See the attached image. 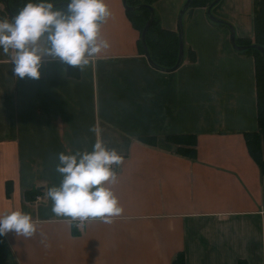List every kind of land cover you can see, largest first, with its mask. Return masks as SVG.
<instances>
[{"label": "crops", "instance_id": "obj_1", "mask_svg": "<svg viewBox=\"0 0 264 264\" xmlns=\"http://www.w3.org/2000/svg\"><path fill=\"white\" fill-rule=\"evenodd\" d=\"M184 1L153 5L169 32ZM106 3L111 46L82 71L45 56L38 79L19 78L0 53V213L22 210L38 226L30 238L0 236V264H171L179 253L184 264H264V173L243 135L257 127L251 56L194 7L182 16L194 59L153 67L123 0ZM252 5L219 0L211 12L249 37ZM97 139L124 157L112 185L122 214L55 216L46 189L60 180L57 154L90 151Z\"/></svg>", "mask_w": 264, "mask_h": 264}, {"label": "clouds", "instance_id": "obj_2", "mask_svg": "<svg viewBox=\"0 0 264 264\" xmlns=\"http://www.w3.org/2000/svg\"><path fill=\"white\" fill-rule=\"evenodd\" d=\"M111 15L106 0H26L14 15L0 17V53L9 56L12 72L19 78L38 79L45 56L82 71L110 48L101 30ZM123 159L102 139L90 151L58 153L55 171L60 180L46 189L51 212L72 221L111 223L123 212L112 188L117 183L113 166ZM37 229L29 213H0V236L11 231L30 238Z\"/></svg>", "mask_w": 264, "mask_h": 264}, {"label": "trees", "instance_id": "obj_3", "mask_svg": "<svg viewBox=\"0 0 264 264\" xmlns=\"http://www.w3.org/2000/svg\"><path fill=\"white\" fill-rule=\"evenodd\" d=\"M153 4L156 0H126L127 4H135L139 2ZM213 0H192L189 9L194 6L207 7ZM11 11L15 14L20 8L24 6L26 0H8ZM1 3V2H0ZM17 6L19 8L17 9ZM253 31L254 42L264 46V0H253ZM126 14L131 21V24L138 29H142L144 22L148 15L147 8H140L137 10H126ZM0 17H10L4 7L0 9ZM221 24V23H220ZM177 33L161 28L158 19L154 16L153 21L146 31V43L149 49V54L153 62L161 67H171L177 58L178 52V38ZM236 42L238 37H236ZM252 43L248 41L249 44ZM139 50L143 53L142 46L138 40ZM256 51L260 55V51L256 49L241 50L238 52ZM184 55L189 56L190 60L194 59V51L191 49H184ZM264 67L256 65L255 82L256 83V111H257V127L255 130L244 133V139L249 154L255 160L260 168V173H264ZM168 138V137H167ZM145 141L148 139L143 138ZM172 139V138H170ZM193 146V143L191 144ZM9 192V189H7ZM30 191V190H29ZM35 194L39 193V188L31 189ZM73 233L76 234V230ZM171 264H184L183 255L179 253L172 261Z\"/></svg>", "mask_w": 264, "mask_h": 264}, {"label": "water", "instance_id": "obj_4", "mask_svg": "<svg viewBox=\"0 0 264 264\" xmlns=\"http://www.w3.org/2000/svg\"><path fill=\"white\" fill-rule=\"evenodd\" d=\"M219 0H213L207 7H206V16L207 19H209V21L215 22V23H221V24H225L228 29H229V33H230V42H231V46L238 51L241 50H247L248 49H256L258 51H260V53H264V46L259 44V43H249V44H238L236 42V36H235V28L234 26L226 21L223 20L222 18L220 19L219 17L215 16L212 12H211V7H213ZM2 6L4 7L6 13L9 16L14 15V13L11 11L10 7H9V2L8 0H0ZM192 0H185L184 3L182 4V6L180 7L179 11H178V16H177V25H178V29H177V35H178V52H177V58L175 60V63L171 66V67H161L159 66L157 63L153 62V60L151 59L148 49H147V45H146V41H145V31L147 29V27L150 25L151 21L153 20V16H154V11L152 9L151 6L148 5V9H149V14H148V18L146 20V22H144V27L141 31V35H140V40H141V44L143 47V51L145 56L147 57V62H149L150 65H152L153 67L159 68V69H163V70H174L176 68H178L183 60H184V39H183V28H182V15L185 12L186 8H188L191 4ZM123 5L125 6L126 9L129 10H136L138 8H140L141 6H143L142 4H138V5H134V6H128L125 4V0H123Z\"/></svg>", "mask_w": 264, "mask_h": 264}, {"label": "rangeland", "instance_id": "obj_5", "mask_svg": "<svg viewBox=\"0 0 264 264\" xmlns=\"http://www.w3.org/2000/svg\"><path fill=\"white\" fill-rule=\"evenodd\" d=\"M0 7H2V4L0 3ZM19 8V6H17V9ZM253 17V15H252ZM215 23V22H213ZM218 25H221L219 23H215ZM237 39V38H236ZM254 32H252V36L249 37H239L237 40V43H247L248 41L250 42H254ZM185 49V47H183ZM242 54H245L247 56H251L253 63H254V75H255V70H256V65L259 64V67H264V55H260L259 53H257L256 51H247V52H243ZM264 70V69H263Z\"/></svg>", "mask_w": 264, "mask_h": 264}, {"label": "flooded vegetation", "instance_id": "obj_6", "mask_svg": "<svg viewBox=\"0 0 264 264\" xmlns=\"http://www.w3.org/2000/svg\"><path fill=\"white\" fill-rule=\"evenodd\" d=\"M156 1H158V0H156ZM155 1V2H156ZM155 2H153V4H147V3H144V2H139V3H135V4H131V5H129V4H127V2H126V0H125V4L126 5H128V6H134V5H138V4H142L143 6H141L140 8H147V10H148V14H149V9H148V5L149 6H151L152 7V9H153V5H154V3ZM192 3V2H191ZM191 5V4H190ZM125 7V6H124ZM194 7H200V6H194ZM194 7H192V8H194ZM140 8H138V9H140ZM192 8H186V10H185V12H189V11H191V9ZM126 10H129V9H126L125 8V12H126ZM137 10V9H136ZM131 11V10H130ZM153 11H154V9H153ZM184 14V13H183ZM126 16H127V14H126ZM154 16H155V14H154ZM154 16H153V18H154ZM183 16V15H182ZM147 18H148V15H147ZM147 18H146V20H147ZM127 19L129 20V22H130V24H131V21H130V19L128 18V16H127ZM183 19V18H182ZM146 20H145V22H146ZM153 21V20H152ZM151 21V22H152ZM159 22V21H158ZM145 24V23H144ZM151 24V23H150ZM160 25V24H159ZM131 26L135 29V30H137V32H138V37H137V44H138V40L140 41V44H141V40H140V35H141V31H142V29H143V27H144V25H143V27H142V29L139 31L138 29H136L132 24H131ZM161 26V25H160ZM149 27V26H148ZM148 27H147V29H148ZM161 28H163L162 26H161ZM182 28H183V26H182ZM147 29H146V31H147ZM163 29H165V28H163ZM177 29H178V25H177ZM146 31H145V35H146ZM176 33H177V31H175ZM178 34V33H177ZM176 34V35H177ZM144 35V36H145ZM146 37V36H145ZM177 38H178V35H177ZM184 39V38H183ZM145 41H146V38H145ZM146 45H147V43H146ZM141 46H142V44H141ZM142 49H143V47H142ZM147 49H148V46H147ZM148 52H149V49H148ZM142 53V52H141ZM143 53H144V51H143ZM150 55V54H149Z\"/></svg>", "mask_w": 264, "mask_h": 264}, {"label": "built area", "instance_id": "obj_7", "mask_svg": "<svg viewBox=\"0 0 264 264\" xmlns=\"http://www.w3.org/2000/svg\"><path fill=\"white\" fill-rule=\"evenodd\" d=\"M113 167H115V166H113ZM39 194H40V193L35 194V201H40V200H42V196L39 195Z\"/></svg>", "mask_w": 264, "mask_h": 264}]
</instances>
